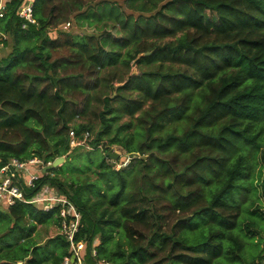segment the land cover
Instances as JSON below:
<instances>
[{
    "label": "trees",
    "instance_id": "obj_1",
    "mask_svg": "<svg viewBox=\"0 0 264 264\" xmlns=\"http://www.w3.org/2000/svg\"><path fill=\"white\" fill-rule=\"evenodd\" d=\"M19 1L0 17V40L13 44L0 58V166L81 152L99 166L97 178L72 181L55 167L28 190L50 181L74 200L87 260L100 232L98 259L118 264H264L246 255L255 222H244L254 157L264 161V0H34L26 27ZM71 19L82 33L59 27ZM91 112L97 129L77 121ZM125 114V132L106 140ZM72 128L96 130L97 148L75 152ZM114 143L137 153L128 167L110 163ZM58 210L0 209V264H63L65 235L44 246L33 236L38 223L59 224ZM118 230L128 247L109 251Z\"/></svg>",
    "mask_w": 264,
    "mask_h": 264
},
{
    "label": "built area",
    "instance_id": "obj_2",
    "mask_svg": "<svg viewBox=\"0 0 264 264\" xmlns=\"http://www.w3.org/2000/svg\"><path fill=\"white\" fill-rule=\"evenodd\" d=\"M13 1L0 0V17L6 15ZM14 10L21 17L23 27L30 22H37L34 14V0H21L15 3ZM60 26L62 29H69L72 21H65ZM1 33L3 38L7 36L6 33ZM0 46H4L3 40H0ZM70 136L71 147L74 148L86 143L90 144L91 131L85 130L79 135L72 128ZM129 158L130 156H124L117 161L123 164L128 162ZM50 162L52 161L46 162L44 158L33 155L26 159L12 157L0 166V206L8 207L18 201L35 203L45 210L59 206V233L65 235L70 244V253L64 257L63 264H116L112 260L98 259L96 245L91 248V254L96 260L93 262L87 260V250L85 251L87 241L85 238H77L83 224L82 213L69 195L46 184L42 185L34 195H28V190L35 188L37 180L44 172V166Z\"/></svg>",
    "mask_w": 264,
    "mask_h": 264
},
{
    "label": "rangeland",
    "instance_id": "obj_3",
    "mask_svg": "<svg viewBox=\"0 0 264 264\" xmlns=\"http://www.w3.org/2000/svg\"><path fill=\"white\" fill-rule=\"evenodd\" d=\"M74 19V18H73ZM72 20V25L73 27L71 28L73 33H82V29H80L77 24H74V20ZM61 27V26H60ZM4 46H0V58L3 56L8 55L13 48V44L10 43V38L6 40V42ZM132 66H133V72H138V66L136 65L135 60L132 61ZM97 105V104H96ZM131 118V116H129L128 114H125L123 116H120L119 118L113 120V124L110 127V134H105V139L106 140H110V135H115L117 132L122 135L125 132V128L120 127V125H122L123 122L128 121ZM78 122H82V123H88V121H92L97 128H99L101 126L100 124V119L99 116L97 114H95L94 112H91L90 114V118L88 116H84V117H79ZM96 131V130H95ZM95 131H91V137L90 139H92L94 137ZM106 143V142H105ZM97 148V147H96ZM95 147H93L92 144H83V145H79L75 150V152L77 151H88V150H92L94 151V149H96ZM104 148V147H103ZM113 150H118L120 151V153H124L123 148L118 145L117 143L112 145ZM98 151V154L102 153L101 150H96ZM83 153V155L81 157L78 156H71V157H65V160L63 161V163L60 165L61 169L59 171H56L55 175L59 176L62 179L68 180V181H72L73 179H81V180H86V179H95L97 178L100 174H99V166H97L94 163H90L88 162V160L86 159L85 153ZM122 153V154H123ZM97 155V153H94ZM139 155V154H138ZM127 156V155H125ZM254 163H255V168L253 169L252 175H251V183L248 186L247 192H248V199H247V203H245L246 206V213H245V221H252L255 222L252 225V228L254 229L253 232H250L247 230V235L250 236L252 235L251 241H254L255 243L257 242L258 238L260 240V234L264 235V192H263V185H264V161L261 157V154H257L254 157ZM131 160V158H129ZM110 163L113 164L114 167L116 168H126L130 165V161L120 164L119 161H117V159H115L114 157H110L109 158ZM132 161V160H131ZM90 164V165H89ZM53 174V172H51ZM52 185V183L49 181L48 183H46V186H50ZM246 192V191H245ZM93 197V198H92ZM91 199H90V203L93 202L94 198L96 196L92 195ZM241 197H245V193L241 195ZM107 205V203L101 205L100 209H103V207H105ZM258 206H260V208L258 209ZM1 210H7L6 206L1 205L0 206ZM5 213H7V211H5ZM263 229V230H261ZM260 230V231H259ZM2 232V233H1ZM0 232V236L6 232H8V230H4ZM59 233V224L54 221L53 219H51L48 222L45 223H38L35 231L33 232V236L36 239V241L44 246L50 238L56 237ZM114 237L112 238V240L108 243L107 249L109 251H115L118 250V248H127L128 244H127V238L125 237L124 234H122V232H120L119 230L116 231L114 233ZM100 232H98L95 235L94 238V242L93 245H98L99 242L101 241V236H100ZM247 241V249H246V255L249 259H251V256L254 255V253H259V255L257 256L256 259L260 260V255L264 256V251L262 249H264V242H261L260 245H258V248L254 245H252L248 239H246ZM256 254V255H257ZM117 259V258H116ZM92 262V261H90ZM115 262V261H114ZM45 264H51L52 263V258L51 256H48L47 258H45ZM116 264H118L117 262H115ZM16 264H21V261L16 262Z\"/></svg>",
    "mask_w": 264,
    "mask_h": 264
},
{
    "label": "water",
    "instance_id": "obj_4",
    "mask_svg": "<svg viewBox=\"0 0 264 264\" xmlns=\"http://www.w3.org/2000/svg\"><path fill=\"white\" fill-rule=\"evenodd\" d=\"M150 52L151 51H149V50L146 51V53H150ZM137 58H139V57H137ZM135 62H136V59H135ZM108 153L110 155H112V156H116V157L119 156V153L118 152H112L110 149L108 150ZM65 157H66L65 155H60V156L56 157L52 162H50V163H48V164H46L44 166L43 171L46 172V171H49L51 169H54L55 167L60 166L63 163V161L65 160ZM143 157L146 158L147 155H144Z\"/></svg>",
    "mask_w": 264,
    "mask_h": 264
},
{
    "label": "clouds",
    "instance_id": "obj_5",
    "mask_svg": "<svg viewBox=\"0 0 264 264\" xmlns=\"http://www.w3.org/2000/svg\"><path fill=\"white\" fill-rule=\"evenodd\" d=\"M76 147H78V146H76ZM74 148H75V147H74ZM109 149H110L112 152H118V153H119V156H118V157H121V159H122L125 155H127V156H130L131 160H133V158L137 156V153L132 154V153H130V152L127 151V152H125V154L122 152V153H123V154H122V153H120V151H118V150H113L112 147H111V148H107V151H108ZM108 154H109V153H108ZM109 155H110V154H109ZM111 156H112V155H111ZM112 157H114L115 159L118 158V157H116V156H112ZM117 160H120V159H117ZM131 160H129V161L131 162ZM129 161H128V162H129ZM69 248H70V247H69ZM67 255H68V254H67ZM97 255H98V254H97ZM94 258H95V257H94ZM97 258H98V257H97ZM95 259H96V258H95ZM108 260H109V259H108Z\"/></svg>",
    "mask_w": 264,
    "mask_h": 264
}]
</instances>
